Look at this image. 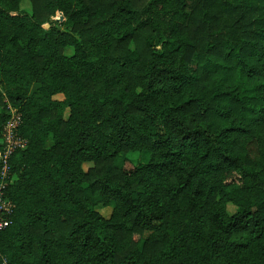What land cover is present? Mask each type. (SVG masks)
<instances>
[{"label":"trees","instance_id":"obj_1","mask_svg":"<svg viewBox=\"0 0 264 264\" xmlns=\"http://www.w3.org/2000/svg\"><path fill=\"white\" fill-rule=\"evenodd\" d=\"M21 1L0 264H264V0Z\"/></svg>","mask_w":264,"mask_h":264},{"label":"built area","instance_id":"obj_2","mask_svg":"<svg viewBox=\"0 0 264 264\" xmlns=\"http://www.w3.org/2000/svg\"><path fill=\"white\" fill-rule=\"evenodd\" d=\"M11 109V105L9 104ZM19 124V114L17 110L10 113L7 119L1 137L2 148H0V229L9 225L12 221L11 213L13 203L4 196L6 179L9 173L8 157L11 152L18 148L24 147L26 139L18 134L17 127Z\"/></svg>","mask_w":264,"mask_h":264},{"label":"rangeland","instance_id":"obj_3","mask_svg":"<svg viewBox=\"0 0 264 264\" xmlns=\"http://www.w3.org/2000/svg\"><path fill=\"white\" fill-rule=\"evenodd\" d=\"M21 8L25 9L26 11H30L31 5H30L29 0H22L21 1ZM66 51L71 52L72 51L71 47H66ZM0 90H2L3 92L5 91V80L2 78L1 75H0ZM39 90H40L39 83H37V82L32 83L31 88H30V92H38ZM54 97L62 98L63 95L61 93H57L54 95ZM15 110H17L16 107L12 106V104H11V109L9 108V112L11 113ZM50 143H51V140L48 139L47 144H50ZM93 207L105 216L109 215L110 210H111L110 206H106V205H103L100 203L95 204ZM227 209L229 212H232L236 209V207L232 204H228Z\"/></svg>","mask_w":264,"mask_h":264}]
</instances>
